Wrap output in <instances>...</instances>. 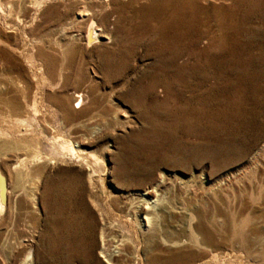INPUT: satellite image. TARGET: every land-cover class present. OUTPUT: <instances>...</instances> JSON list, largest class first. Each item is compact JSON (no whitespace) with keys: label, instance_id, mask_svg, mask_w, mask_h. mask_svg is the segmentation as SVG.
I'll use <instances>...</instances> for the list:
<instances>
[{"label":"rangeland","instance_id":"374dc122","mask_svg":"<svg viewBox=\"0 0 264 264\" xmlns=\"http://www.w3.org/2000/svg\"><path fill=\"white\" fill-rule=\"evenodd\" d=\"M263 148L264 0H0V264H264Z\"/></svg>","mask_w":264,"mask_h":264},{"label":"bare ground","instance_id":"6f19581e","mask_svg":"<svg viewBox=\"0 0 264 264\" xmlns=\"http://www.w3.org/2000/svg\"><path fill=\"white\" fill-rule=\"evenodd\" d=\"M200 1V0H199ZM205 2V1H204ZM214 2V1H213ZM230 2V1H229ZM206 3V2H205ZM219 3H220V1H219ZM196 4V3H195ZM202 4V3H201ZM224 4H225V2H224ZM202 6V5H201ZM220 7H221V5H220ZM235 7V6H234ZM186 8V7H185ZM204 8V7H203ZM228 8V7H227ZM210 9V8H209ZM214 9V8H213ZM224 9V8H223ZM218 10H220V9H218ZM230 10V9H229ZM191 11V10H190ZM200 11V10H199ZM236 11V10H235ZM183 12V11H182ZM195 12H196V9H195ZM229 12V11H228ZM172 13V12H171ZM219 13V12H218ZM227 13V12H226ZM225 13V14H226ZM233 13V12H232ZM83 14V13H82ZM228 14V13H227ZM231 14V13H230ZM238 14V13H237ZM241 14V13H240ZM202 15V14H201ZM204 15V14H203ZM224 15V14H223ZM222 15V16H223ZM246 15V14H245ZM198 16V15H197ZM200 16V15H199ZM240 16V15H239ZM217 17V16H216ZM193 18V17H192ZM202 18V17H201ZM206 18V17H205ZM224 18V17H223ZM226 18V17H225ZM172 19V18H171ZM191 19V18H190ZM207 19V18H206ZM219 19V18H218ZM194 20V19H193ZM216 20V19H215ZM203 21V20H202ZM254 21V20H253ZM191 22V21H190ZM204 22V21H203ZM230 22V21H229ZM232 22V21H231ZM175 23H176V20H175ZM207 23V22H206ZM234 23V22H233ZM92 24V23H91ZM193 24V23H192ZM225 24V23H224ZM195 25V24H194ZM222 25V24H221ZM237 25V24H236ZM228 26V25H227ZM234 26V25H233ZM93 27V25L92 26H89L88 27V31H87V37L89 38V40L91 41V40H93V39H95L96 38V32H94V28H92ZM204 27V26H203ZM206 27H207V25H206ZM219 27V26H218ZM224 27V26H223ZM202 28V27H201ZM213 29V28H212ZM232 29V28H231ZM210 30V29H209ZM228 30V29H227ZM226 30V31H227ZM208 31V30H207ZM229 31V30H228ZM235 32V31H234ZM98 33V32H97ZM191 33V32H190ZM207 33V32H206ZM209 33V32H208ZM220 33V32H219ZM237 33H238V31H237ZM201 34V33H200ZM212 34V33H211ZM99 35H102V34H99ZM229 35V34H228ZM233 35V34H232ZM104 36V35H103ZM225 37V36H224ZM232 37V36H231ZM230 37V38H231ZM212 38V37H211ZM214 38V37H213ZM228 38V37H227ZM195 39V38H194ZM225 39V38H224ZM100 41V40H99ZM207 41V40H206ZM221 41H222V39H221ZM197 42V41H196ZM227 42V41H226ZM205 43H207V42H205ZM212 43V42H211ZM219 43V42H218ZM237 43H239V42H237ZM210 44V43H209ZM221 45V44H220ZM235 45V44H234ZM193 46V45H192ZM199 46V45H198ZM222 46V45H221ZM237 46V45H236ZM191 47V46H190ZM217 47V46H216ZM227 47V46H226ZM208 48V47H207ZM214 48V47H213ZM224 48V47H223ZM235 48V47H234ZM205 49V48H204ZM236 49V48H235ZM202 51V50H201ZM241 51V50H240ZM205 55H206V53H204ZM226 54V53H225ZM194 55V54H193ZM222 55H224V54H222ZM196 58V57H195ZM202 59V58H201ZM207 59V58H206ZM193 61V60H192ZM249 61V60H248ZM195 62V61H194ZM206 63V62H205ZM197 64H198V62H197ZM191 65H193V64H191ZM190 65V66H191ZM191 68V67H190ZM201 68V67H200ZM205 68V67H204ZM198 69V68H197ZM243 69V68H242ZM192 70H193V68H192ZM192 72V71H191ZM195 72V71H194ZM78 102V101H77ZM82 102V101H81ZM262 141V140H261ZM74 148V147H73ZM73 148H70V151L71 152H75L74 151V149ZM264 149V148H263ZM258 151L259 150H257L252 156H251V158H250V160H252V159H255V158H257V155H258ZM259 153H260V151H259ZM73 154V153H72ZM23 161V160H22ZM94 167V166H93ZM96 170V169H95ZM92 173V172H91ZM239 174V173H238ZM91 176V175H90ZM92 177V176H91ZM93 178V177H92ZM242 178H244V177H242ZM94 179V178H93ZM94 181V180H93ZM156 186V185H155ZM154 186V187H155ZM261 187V186H260ZM264 188V187H263ZM262 188V189H263ZM152 191V188H146L145 189V191H144V193L142 194V197L143 196H147V195H149V193ZM155 192V191H154ZM153 192V193H154ZM6 193H7V186L5 185V182H4V180H3V175H2V173L0 172V212H2L5 208V197H6ZM144 200L146 199V197H144L143 198ZM143 199H141V201H140V203H139V206H138V211L140 212V213H143L144 214V217H143V219L145 220V224L144 225H142V230L144 231V232H147V231H149V230H152L153 228H152V225L154 224H152V217L149 215V212L147 211V210H149V209H151L152 210V208H150V207H152V203L155 201V200H147L146 199V201H145V205H147V206H143L142 205V203H144V202H142V200ZM157 201V200H156ZM153 207H155V206H153ZM137 211V212H138ZM248 218V217H247ZM254 219V218H253ZM247 221V220H246ZM244 223V222H243ZM156 231V230H155ZM154 232V231H153ZM158 232V231H157ZM107 237V236H106ZM100 241H101V244H100V246H98V256L100 257V258H102V260L104 261V263H106V264H119L118 262H117V256H119V254H120V252L122 251V250H125V249H123L124 247H123V245H124V240H121V241H119V243H116V244H113V245H111L110 243H109V241H108V239L107 238H105V236L104 235H102L101 234V237H100ZM92 249V248H91ZM248 251V250H247ZM123 252V251H122ZM124 253V252H123ZM263 253V252H262ZM120 255H122V254H120ZM261 256V255H260ZM263 257V256H262ZM101 261V260H100Z\"/></svg>","mask_w":264,"mask_h":264}]
</instances>
